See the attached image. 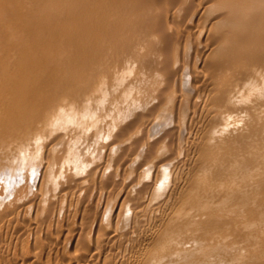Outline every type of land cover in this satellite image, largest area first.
<instances>
[{
  "label": "bare ground",
  "instance_id": "obj_1",
  "mask_svg": "<svg viewBox=\"0 0 264 264\" xmlns=\"http://www.w3.org/2000/svg\"><path fill=\"white\" fill-rule=\"evenodd\" d=\"M0 264H264V0H0Z\"/></svg>",
  "mask_w": 264,
  "mask_h": 264
}]
</instances>
